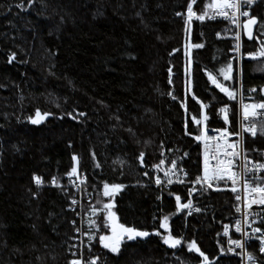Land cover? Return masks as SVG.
Wrapping results in <instances>:
<instances>
[{"label": "trees", "instance_id": "obj_1", "mask_svg": "<svg viewBox=\"0 0 264 264\" xmlns=\"http://www.w3.org/2000/svg\"><path fill=\"white\" fill-rule=\"evenodd\" d=\"M188 2L0 0V264H71V195L49 184L81 173L93 197L88 208L101 210L89 219L86 264H201L203 257L187 249L193 240L212 264H240L222 236V224L234 218L232 184L198 185L194 197L201 210L188 216L176 211L175 196L183 204L184 191L153 183V165L161 160L175 158L191 177L201 174L202 140L194 137L204 126L238 129V73L228 23L186 25L176 13L186 12ZM208 2L196 0L194 9L205 11ZM251 16L258 26L251 39L244 35L245 52L264 40V0ZM242 77L244 96L263 98L264 57L244 60ZM225 106L227 124L220 111ZM37 109L50 115L33 124L29 117ZM246 144L264 146V123ZM34 175L48 184L38 198ZM105 183L124 185L115 196L121 223L150 233L123 240L118 253L99 243V235L110 232L103 205L115 195H103ZM165 215L167 232L159 228ZM169 232L182 237L176 248L163 242ZM249 251L264 264L258 243Z\"/></svg>", "mask_w": 264, "mask_h": 264}, {"label": "snow or ice", "instance_id": "obj_2", "mask_svg": "<svg viewBox=\"0 0 264 264\" xmlns=\"http://www.w3.org/2000/svg\"><path fill=\"white\" fill-rule=\"evenodd\" d=\"M29 3H32V0H29ZM196 3V0H189L187 4V18L185 20L186 25L190 24L195 18L197 21H204L207 17L208 19H213L216 16L223 17L224 19H228L233 23L237 31L235 33V39L237 40V44L235 46V50L239 52L240 50V29L242 28L243 31L248 35V37L252 38V32L251 28L253 25L257 23V18L255 16H250L249 11L244 10L246 7L250 8L251 5L254 3V0H210V2L205 4V11L197 14L195 11H193V5ZM17 7H21V5H17ZM177 16L182 15V13L177 12ZM241 17H245L247 19L241 20ZM219 35V34H218ZM195 47L199 48L202 47L200 44L194 45ZM264 55V53H261ZM15 53H12L9 56V62L15 59ZM251 55V54H250ZM228 72L230 73L232 70V64L229 63L227 65ZM171 71V70H169ZM223 72V69L221 70ZM231 77L227 74L224 75V79L228 80ZM208 79L211 80V82L219 88V90L223 93H225L229 99H234V93L233 91H230L228 87L223 86L222 84L218 83L216 78L209 74ZM171 82V81H170ZM249 91H256L255 89H250ZM261 91H264L262 89ZM193 99H196L195 96H193ZM183 106V105H182ZM203 107V105H201ZM243 119L248 120L250 116L255 117L257 115L256 109H264V102L258 103V104H243ZM227 106L225 108L220 109L221 112H225L224 116V122L227 124L228 116L226 114ZM50 115L49 113L45 112L41 114L40 110L37 109L35 113V118L29 117V120L33 124H39L42 120L45 119ZM71 115V113H69ZM80 115H83V113H80ZM204 120L207 119V116L203 117ZM193 122L197 125L202 123V120L196 119L193 117ZM217 135H207L205 130H201V134L194 137L195 140L203 141L204 142V163H203V175L197 176L195 181H192L193 184H200L201 188H204L205 186L207 188H211L212 181H221V180H230L232 182V188L231 190L235 193L237 191L236 184L241 180V176L237 174L233 169L237 167L235 164V160L239 158V153L236 151L237 143H229L227 141V137L229 135H233V133H229L228 129H222V130H216ZM243 131L251 133V135H256V125L252 124L251 127L244 126ZM191 135V133H186ZM238 135V134H236ZM212 141H216L215 145L213 146L211 144ZM223 141V143H221ZM228 149H232V151H228ZM144 153H141V158L143 157ZM76 157L73 156V160H75ZM245 159L247 157L245 156ZM211 161H215V163H211ZM141 163H143L141 159ZM161 164L164 163V160L160 161ZM172 168H176V161L173 160L172 162ZM153 167H159L158 165H153ZM253 168L255 169H264V164H254ZM177 171L183 172L185 176H187V172H184V170L177 169ZM245 172H251L252 169H249L247 165L244 166ZM76 172V168L74 167L72 169V173ZM72 173H69L71 175ZM147 175V173H145ZM165 176H168V172H165ZM35 183L37 186L42 184V180L40 177L35 176L33 177ZM255 184H253L245 178L243 180V188L245 192V196L247 197L250 193L256 194V198L251 199L248 201L247 207H251L252 204L257 205H264V185L260 183L261 180H264V177H254ZM173 181L171 179L167 180L168 184H171ZM183 183V181H179ZM53 184L56 183L55 178H53L52 181ZM156 184L159 186L161 184V180L159 178L156 179ZM124 187L122 184H113L109 185L108 183L104 184V191L103 195L105 197H111L114 193L118 192ZM192 189L189 190V196L192 195ZM159 199V197H158ZM237 200H240L241 197L239 195L236 196ZM176 201V211L180 212L182 209H188L192 205V200L189 199L187 203H181V197L179 195L175 196ZM72 203H76L75 200L72 201ZM114 205L109 202L105 203L103 205V211L106 212L105 216V227L110 229V234H100L99 235V243L106 249H109L113 253H118L120 244L123 240H134L136 238H144L150 235L148 231H142L135 227H129L125 226L122 223H119L117 220V215L114 211H112ZM199 211V209H196ZM97 211H101L98 209H93V213L95 214ZM237 211H240L239 208H237ZM247 213L245 214V218L247 217ZM155 219V217H154ZM169 216L165 215L162 220L159 223V228L165 229V231H169ZM262 221H264V218H262ZM75 223V222H73ZM254 223V221H253ZM90 224L94 227H96L97 231H99V225L96 224L95 221H91ZM245 224L247 227H251V224L247 222L245 219ZM235 232L241 233L242 237H245L243 241L241 239H228L229 245H234L236 248H240L242 252H244V255L246 256L247 260L251 262V264H255V257L246 251L245 245L248 242V232L244 230V227L241 224L240 220H237L235 223ZM251 232L253 236H255L257 233H259V236H256V238L260 242L259 251L261 253H264V229H261L259 227H251ZM156 235H161L159 231L155 232ZM219 235V234H218ZM224 235L228 236V226H224ZM89 239L91 240L92 237L90 236ZM163 242L168 245L169 247L176 248L178 245L182 242L181 238H176L171 235L169 232L168 235H165L162 237ZM187 249L190 252L198 253L200 257H203V260L201 261V264H212V262L209 260V257L205 255L196 245V242L190 241L187 242ZM228 252H235V248L229 247L227 249ZM224 249L221 248V254H223ZM71 264H81L79 260H73L71 261ZM90 264H95V260H92Z\"/></svg>", "mask_w": 264, "mask_h": 264}, {"label": "built area", "instance_id": "obj_3", "mask_svg": "<svg viewBox=\"0 0 264 264\" xmlns=\"http://www.w3.org/2000/svg\"><path fill=\"white\" fill-rule=\"evenodd\" d=\"M260 0H254V3L251 5L250 8L246 7L244 10L249 11V14L251 16L252 10L255 8L257 3ZM193 11H195L197 14H200L204 11H196L194 9L193 5ZM182 15L178 16L181 17L184 21L187 18V11L186 12H180ZM247 19L245 17H241V20ZM204 21L209 22H226L228 23L227 28V35L233 42V49H232V58L237 63V73H238V129L236 132H232L229 128V125L223 126V127H215V126H204L203 130L206 131L207 135H217L216 130H222L227 128L229 133H233V135H229L226 139L229 143H237L236 151L239 153V158L235 160V164L237 167L233 169L237 174L241 176V180L236 184L237 191L235 192L234 196V218L232 220H227L222 224V236L224 237L225 246L226 249L229 247L235 248L234 253H238L240 257V264H251L244 255V252L240 248H236L234 245L228 244V239H245V237H242L241 233L235 232V223L237 220L241 221L242 226L244 227V230L248 232V242L245 245L246 251L250 253L249 247L252 243H258L260 247V242L256 238V236H259V233H257L255 236H253L251 232V227H259L261 229H264V221H262V218H264V205H257L252 204L251 207H247L248 201L251 199L256 198V194H249L247 197L245 196L244 188H243V180L247 178L254 186L255 180L254 177H264V169H255L253 168L254 164H264V146L258 147L254 146L252 148H248L246 144V138L247 136H250L251 138L256 137L259 132V124L264 123V109H256L257 115L255 117L250 116L248 120L243 119V104H258L261 102H264V98H255L253 94L249 97H245L243 93V77H242V65L244 60H258L264 57L261 53H264V40L258 45L256 50L245 52L244 50V35L245 32L241 28L239 31L241 33L240 35V50L237 52L235 50V46L237 44V40L235 39V33L237 31L236 26L231 23L230 20L224 19L223 17L216 16L213 19L205 18ZM203 22V21H197L195 18H193L192 22ZM251 54V55H250ZM252 124L256 125V135L253 136L249 132L243 131L244 126L251 127ZM238 134V135H236ZM216 141H212L211 144L214 146ZM223 143V141H221ZM228 151H232V149H228ZM245 156L247 159H245ZM176 161V168H172V161ZM203 163H204V142L202 141L201 144V174L199 176L203 175ZM211 163H215V161H211ZM247 165L249 169H252L251 172H245L244 166ZM183 169L184 172H187V176L184 175L183 172L177 171V169ZM168 172V176H165V172ZM87 174L81 173L76 174L73 176V179L67 183L61 184L56 179V183L53 184L51 180L49 186L51 187H60L66 190L70 193V210L73 212V216L71 218V224L74 227V233L71 239V245L68 249V254L72 256L73 260H79L81 264H86V249L90 247V232L88 231L89 227V219L93 216L92 210L88 208L89 204L92 202V194L86 190L85 183L87 181ZM159 178L161 180V184L158 186L156 184V179ZM171 179L173 182L171 184L167 183V180ZM196 177H191L190 172L187 167L180 165L177 159L173 158L170 159L168 162H164L161 164L158 168H156L153 172V183L155 187L160 188L162 190H182L184 191L185 199L183 203H187L189 199L192 200V205L188 209H182L186 215H193L201 210V206L198 203V201L194 197V189L200 185V184H193L192 181H195ZM42 180V179H41ZM183 181V183L179 182ZM212 185H218L219 183H230L232 182L230 180H221V181H212ZM260 183L264 185V180H261ZM48 184H46L42 180V184L37 186L35 183V191H34V197L38 198L39 194L42 192L44 188H46ZM192 189V195L189 196V190ZM239 195L241 197L240 200L236 199V196ZM75 200L76 203H72V201ZM237 208L240 209V211H237ZM196 209H199L197 211ZM248 214L245 218V214ZM245 219L248 223L251 224V227H247L245 224ZM254 221V223H253ZM75 222V223H73ZM228 226V236L224 235V226ZM233 253V252H231ZM254 256V255H253ZM255 257V256H254ZM255 264H260V261L255 257Z\"/></svg>", "mask_w": 264, "mask_h": 264}, {"label": "water", "instance_id": "obj_4", "mask_svg": "<svg viewBox=\"0 0 264 264\" xmlns=\"http://www.w3.org/2000/svg\"><path fill=\"white\" fill-rule=\"evenodd\" d=\"M257 26H258V19H257V23L255 25L252 26L251 28V32H252V37L256 35V30H257ZM246 34V33H245ZM246 36L248 37V35L246 34ZM264 89V86L261 88V90ZM261 95L264 98V91H261ZM35 118V117H33Z\"/></svg>", "mask_w": 264, "mask_h": 264}, {"label": "rangeland", "instance_id": "obj_5", "mask_svg": "<svg viewBox=\"0 0 264 264\" xmlns=\"http://www.w3.org/2000/svg\"><path fill=\"white\" fill-rule=\"evenodd\" d=\"M120 191V190H119ZM118 191V192H119ZM118 192H116V193H114L115 195H114V199H112L110 202L114 205V207H113V209H112V211H114L115 213H116V215H117V220H118V222L119 223H121V221H120V218H119V216H118V214H117V212H116V210H115V204H116V202H115V196H116V194L118 193ZM123 224V223H122ZM168 224H169V222H168ZM126 226V225H125ZM129 227H131V226H129ZM140 230V229H139ZM143 231V230H142ZM108 234H110V232L108 233ZM107 235V234H106ZM145 238V237H144ZM137 239V238H136ZM126 240V239H125ZM120 246H121V244H120ZM120 249V248H119Z\"/></svg>", "mask_w": 264, "mask_h": 264}]
</instances>
